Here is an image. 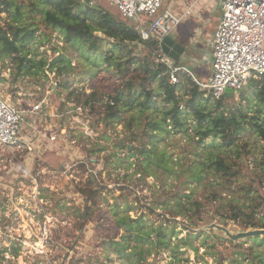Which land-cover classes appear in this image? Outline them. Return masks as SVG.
Masks as SVG:
<instances>
[{"label": "rangeland", "instance_id": "374dc122", "mask_svg": "<svg viewBox=\"0 0 264 264\" xmlns=\"http://www.w3.org/2000/svg\"><path fill=\"white\" fill-rule=\"evenodd\" d=\"M99 5L123 18L111 3ZM0 11L6 41L2 48H11L10 54H0V97L22 111L20 135L34 145L32 151L0 146V264H264V212L252 221L253 212L244 204L256 195L242 198L238 191L250 179L233 178L224 190L216 173L218 161L240 167L243 174L248 170L238 143L223 144V130L214 125L219 112L208 96L194 111L183 108L182 126H175L167 115L173 106L163 103L152 84L148 105L138 92L130 112L106 128L98 122L99 104L91 113V105L71 92L112 97L121 89L119 64L125 60L118 58L112 66L105 63L109 42L94 57L99 64L95 66L85 60L80 39H71L48 19L49 14H59L53 2L0 0ZM221 17L216 7L203 27L205 38H210L204 46L210 57L212 32ZM188 22L179 26L180 32L192 30ZM59 54L67 55L73 67L60 76L52 66ZM210 71L211 64L206 63L197 74L199 81L207 83ZM228 95L231 99H225V105L246 110L244 131L262 132L263 106L250 94L244 101L240 92ZM129 116L133 124H125ZM130 129L139 140H129ZM141 135H146L145 145ZM124 141L132 148H122ZM86 184L100 191L97 204H91L92 221L84 224L85 198L79 191ZM230 187L236 190L226 192ZM177 192L199 200L201 215L180 214L171 200ZM214 193L220 195L212 202ZM231 203L244 214H233L238 211L233 212ZM119 216L142 219L152 234L150 240L120 228ZM159 229L166 233V245L155 240ZM112 242L126 244L125 253H115Z\"/></svg>", "mask_w": 264, "mask_h": 264}, {"label": "trees", "instance_id": "16d2710c", "mask_svg": "<svg viewBox=\"0 0 264 264\" xmlns=\"http://www.w3.org/2000/svg\"><path fill=\"white\" fill-rule=\"evenodd\" d=\"M55 4L58 8V15H48V19L55 24L58 28L66 31L71 39L79 38V47L84 51V58L87 62L95 63L94 57H96L103 48V44L109 42L110 49L104 52V61L106 64L112 66L113 62L118 58L125 60L124 64H119L120 75L123 77V85L120 90L117 91L115 96H112L114 105L105 103L104 94L98 97V94L90 93L88 95H81L77 90H72L71 95H77V99L84 98L85 105H91L92 109L99 104L100 115L98 122L102 121L106 128L114 126L123 119V115L130 112V106L133 103V97L138 92H142L146 96L147 105L152 101L151 86L156 85L155 88L161 93V99L165 105H172V109L168 112V119L175 126H182L180 119L181 108L188 110H196L197 102L204 96H208V99L213 101L215 110L219 112L217 119L214 122L215 128H221L223 130L222 142L224 145H232L238 143L240 152L243 158L247 161V172L242 173L240 167L227 164V161L216 162V173L220 175L222 186L224 190L228 189V185H232L233 178L242 177L250 179V183L239 187L242 198H248L250 194L256 196L255 199L250 202H245L244 207L252 210V221L258 220L259 214L264 212V130L262 132L251 131L246 133L244 131L245 122L247 119V113L244 106L225 105V99H231L230 95H224L221 99L215 100L212 95L207 91L201 90V88L194 82V80L185 75H180V82L177 85H170L167 76V68L156 62L153 57V52L157 48L155 41H149L144 43V49L139 54V44L141 43L140 34L133 24L127 19L121 18L116 12L105 7L104 5L90 6L87 0H49ZM6 5V2H2ZM2 13V11H0ZM97 33H102L103 37L96 36ZM5 32L0 30V54H10V46L2 48L4 44ZM18 39V36H15ZM139 54V55H138ZM53 68L57 67V74L60 76L64 72H70L73 69L71 59L65 54H59L52 64ZM135 67V71L129 76L131 69ZM59 82V81H58ZM61 84V82H59ZM66 87V86H65ZM68 88V87H66ZM241 99L247 100L248 95H252L264 108V77H254L250 80L246 87V91H240ZM233 94V93H229ZM109 97V96H108ZM249 101V100H248ZM264 114V113H263ZM131 116L126 118L125 124H133ZM146 125L141 129H146ZM130 141L135 140V134L133 130L128 131ZM144 136H140L142 145H145ZM110 138V137H108ZM139 141V142H140ZM131 142V143H133ZM130 143V144H131ZM262 144V145H260ZM124 149H131L130 145L125 141L121 145ZM250 156V158H249ZM253 159L250 162V159ZM253 166V171H249L250 166ZM237 169V170H235ZM92 183L96 184L97 180L94 175L89 177ZM90 181V182H91ZM236 190L233 187L229 188L228 193ZM100 189H96L93 185L88 186L86 184L79 192L85 198V209L83 214V223L87 224L92 221L94 208L91 204H97L96 195ZM220 193H214L212 195V202L219 197ZM180 210V214L191 213L190 217L195 218L202 213V203L194 199L191 194L186 192H177L172 197ZM186 200V202L184 201ZM162 204V203H161ZM165 204V203H163ZM246 205V206H245ZM233 212L238 211L237 214L243 215L244 211L236 204L231 203ZM153 210V209H151ZM246 214V213H245ZM251 216V215H250ZM257 218V219H256ZM117 223L120 228L126 229L130 235H135L138 239L144 237L150 240L152 234L146 232V228L143 227L142 219H132L130 217H117ZM264 227V224H262ZM155 240L160 246L166 245L167 240L165 238L166 233L159 229L155 232ZM154 240V241H155ZM112 247L115 248L114 252L117 254L125 253L127 245L119 242H112ZM141 252V251H140Z\"/></svg>", "mask_w": 264, "mask_h": 264}, {"label": "built area", "instance_id": "2783aa9c", "mask_svg": "<svg viewBox=\"0 0 264 264\" xmlns=\"http://www.w3.org/2000/svg\"><path fill=\"white\" fill-rule=\"evenodd\" d=\"M102 1L111 3L123 18L136 23L141 40L139 52L144 43H157L153 57L167 68L165 75L170 85L179 84L181 73L192 76L189 69L177 65L164 52L165 40L183 19L170 10L161 12L166 0H89V5L96 6ZM217 1L222 17L212 41L211 76L207 83L194 78L201 90L215 100L227 93L243 91L254 77H264V0ZM105 103L114 105V100L106 97ZM23 122L22 111L0 97V146L32 151L33 143H27L20 135Z\"/></svg>", "mask_w": 264, "mask_h": 264}, {"label": "crops", "instance_id": "0c3cea01", "mask_svg": "<svg viewBox=\"0 0 264 264\" xmlns=\"http://www.w3.org/2000/svg\"><path fill=\"white\" fill-rule=\"evenodd\" d=\"M166 5L167 7H165L164 11L170 10L183 17L181 24L188 21L189 19L191 20V22L188 23H192V30L189 33L180 32L178 27L169 37L173 42V45L179 46L181 49V52L177 55L176 60L172 59L170 56L169 57L177 65L189 69L192 76L187 73L183 74L191 77L193 80L195 78L199 81L200 79L197 75L199 69L204 67L206 63L211 64L212 61L210 55L208 56L204 50V46L206 45L205 43L210 38H205L203 27L207 25L208 18L211 16L212 12H214L216 7L220 8V10L221 7L217 0H169L166 2ZM220 20L221 18L219 19V23ZM130 22L136 26V23L134 21ZM217 27H215V30H213L212 32V39ZM210 74L208 75V77L210 76Z\"/></svg>", "mask_w": 264, "mask_h": 264}, {"label": "water", "instance_id": "95a60500", "mask_svg": "<svg viewBox=\"0 0 264 264\" xmlns=\"http://www.w3.org/2000/svg\"><path fill=\"white\" fill-rule=\"evenodd\" d=\"M89 2V0H87ZM100 35H102V33H100ZM172 47V49H171ZM164 52L166 54H168L172 59L176 60L177 59V55L180 54L181 49L179 46H174L173 42L170 40V38H167L164 42V46H163ZM229 93H227L226 95H228Z\"/></svg>", "mask_w": 264, "mask_h": 264}]
</instances>
